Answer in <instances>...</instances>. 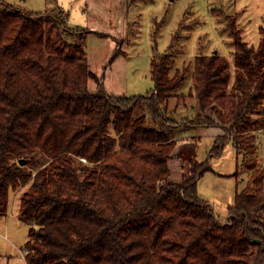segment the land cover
<instances>
[{
	"label": "trees",
	"instance_id": "obj_1",
	"mask_svg": "<svg viewBox=\"0 0 264 264\" xmlns=\"http://www.w3.org/2000/svg\"><path fill=\"white\" fill-rule=\"evenodd\" d=\"M67 18L59 6L22 14L0 0V218L10 193L23 188L17 216L28 228L27 264H264L256 136L264 130V24L253 47L237 15L223 14L231 62L199 48L186 97L200 112L180 118L176 100L186 77L173 72L175 54L157 51L158 25L152 87L112 95L104 80L122 40L72 27ZM92 33L115 42L100 76L84 48ZM197 127L223 134L205 162H197L195 146L182 149L181 181L172 183L173 151ZM228 142L234 176L243 171L247 180L220 219L197 184Z\"/></svg>",
	"mask_w": 264,
	"mask_h": 264
},
{
	"label": "rangeland",
	"instance_id": "obj_2",
	"mask_svg": "<svg viewBox=\"0 0 264 264\" xmlns=\"http://www.w3.org/2000/svg\"><path fill=\"white\" fill-rule=\"evenodd\" d=\"M4 2L22 14L42 13L47 7L59 6L68 14L67 22L72 27L87 28L103 34L114 33L113 37L123 43L119 49L121 54L107 67L109 76L105 86L109 92L124 91L126 96L144 95L152 87V35L158 25L155 39L157 51L175 54L173 72L185 73V84L180 91L185 98L183 96L176 100L179 105L192 103L186 96L191 84L192 61L200 47L204 48L206 54L217 52L231 62L233 46L223 30V14L237 15L236 22L242 30L243 41L253 47L259 42V27L264 24V0H127L126 5L122 0ZM173 36L175 41L171 44ZM110 47L107 37L92 33L85 39L84 48L90 60L89 65L97 76L102 74L113 54L114 48ZM188 137L193 143H199L198 162H205L213 145L211 140L204 135L197 140L190 133ZM257 151L258 160L264 169V133L258 138ZM235 156L236 152L228 142L221 156L209 159L211 171L203 175L197 184L198 194L208 201L220 219L226 218L236 191L246 186V173L232 177L236 172ZM22 191L23 188L10 193L8 218L0 219V264H27L25 245L28 228L18 220L15 212V200Z\"/></svg>",
	"mask_w": 264,
	"mask_h": 264
},
{
	"label": "crops",
	"instance_id": "obj_3",
	"mask_svg": "<svg viewBox=\"0 0 264 264\" xmlns=\"http://www.w3.org/2000/svg\"><path fill=\"white\" fill-rule=\"evenodd\" d=\"M126 1L127 0H122V3L126 5ZM109 34L112 37L114 36V33H112V32L109 33ZM109 42L111 44V47L110 48H114L115 47V42L112 40V38H109ZM88 63L90 64V60H88ZM89 67H90V70H91V65H89ZM108 76H109V73L107 72L106 73L105 80H104V88H105V90L109 94H112V95H118V92L122 93V94H119V95H124V91H122V92L121 91H118V92H116V91L109 92L108 91V88L105 86V83H106V81L108 79ZM108 81H110V80H108ZM88 88H89L90 91L94 92L96 90L95 83L93 81H89L88 82ZM191 101H192L191 104H186L185 103V104L180 105L177 108V117H180V118L181 117H192V116H194V115H196V114H198L200 112L197 102L195 100H191ZM189 133L192 136V138H195V139L197 138V140H199V137L201 135H204V136L208 137L211 140L212 143H213L214 139L217 136H220V135L223 134L222 130L220 128H218V127H211V128L197 127V128L193 129ZM189 133H188V135H189ZM263 133H264V130L261 131V132H258L256 134V136H257V146H258V138L262 137L263 136ZM188 135H184V136H182L178 140V143H177V145H176V147H175V149L173 151V157H172V159L168 163V168H169V178L168 179L172 183H178V182L181 181V176H182V171H183V169H182L183 168V163H182L181 159H179V153H180V151L182 149L195 146L196 160H197V162L199 161L197 159V157H198L197 156V154H198L197 153V149H198V144L199 143L197 142V144H195L192 141H190L188 139L189 138ZM257 153H258V151H257ZM235 159H236V156H235ZM259 163L261 165V162L260 161H259ZM235 166H237V159L235 160ZM217 171L220 172L219 170H217ZM205 174H207V173H205ZM242 174H243V171H239V175L238 176H240ZM232 177H236V176H234V174H233ZM200 198H202V197L200 196ZM18 200H19V196H18V199L15 200V203H16V211H15L16 212V216H17V212H18ZM9 202H10V195H9ZM8 210H9V204H8ZM8 214H9V211H8ZM5 218L7 219L8 218V215ZM0 219H3V218H0Z\"/></svg>",
	"mask_w": 264,
	"mask_h": 264
},
{
	"label": "water",
	"instance_id": "obj_4",
	"mask_svg": "<svg viewBox=\"0 0 264 264\" xmlns=\"http://www.w3.org/2000/svg\"><path fill=\"white\" fill-rule=\"evenodd\" d=\"M24 163V161L23 160H20V164L22 165Z\"/></svg>",
	"mask_w": 264,
	"mask_h": 264
},
{
	"label": "built area",
	"instance_id": "obj_5",
	"mask_svg": "<svg viewBox=\"0 0 264 264\" xmlns=\"http://www.w3.org/2000/svg\"><path fill=\"white\" fill-rule=\"evenodd\" d=\"M259 132H261V130H259Z\"/></svg>",
	"mask_w": 264,
	"mask_h": 264
}]
</instances>
